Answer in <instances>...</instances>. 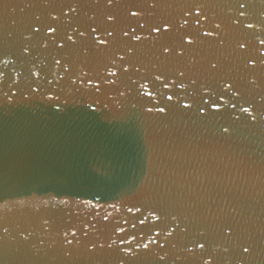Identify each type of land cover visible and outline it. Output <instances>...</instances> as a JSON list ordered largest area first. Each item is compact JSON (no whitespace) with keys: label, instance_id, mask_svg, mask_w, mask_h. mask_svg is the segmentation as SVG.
Returning <instances> with one entry per match:
<instances>
[{"label":"water","instance_id":"water-1","mask_svg":"<svg viewBox=\"0 0 264 264\" xmlns=\"http://www.w3.org/2000/svg\"><path fill=\"white\" fill-rule=\"evenodd\" d=\"M262 41L264 0H0V264H264Z\"/></svg>","mask_w":264,"mask_h":264},{"label":"snow or ice","instance_id":"snow-or-ice-1","mask_svg":"<svg viewBox=\"0 0 264 264\" xmlns=\"http://www.w3.org/2000/svg\"><path fill=\"white\" fill-rule=\"evenodd\" d=\"M110 2H111V0H109V3H110ZM241 7H243V5H241ZM136 14H137L136 12H131V15H132V16H135ZM53 19H55V17H53ZM108 19L111 20L112 17H109ZM184 23L186 24L187 21L185 20ZM197 23H199V21H197ZM248 26L251 27V25H248ZM168 28H169L168 24L165 23V24H164V31H168ZM36 30H38V29H36ZM55 31H56V29L53 28L51 25L48 26V32H49V33H54ZM90 31H91L92 33H96V32L98 31V29L95 28V27H91V28H90ZM153 31H155V32H159V31H160V27H159V26H155V27L153 28ZM203 34H204V35H210V33H208V32H205V33H203ZM80 35L83 36V35H85V33H84V32H81ZM122 35H123L124 37H127V36H128V32H127V31H124V32H122ZM105 36H106V37H112V36H113V33H112L111 31H106V32H105ZM67 39L71 41V40H72V36H71V35H68V36H67ZM137 39H139V38L137 37ZM95 42H96V44H98V45H104V46H107V45L109 44V41H108L106 38H100V37H97V38L95 39ZM185 42H186L187 44H191V43H193L194 41H193V39H191V38L189 37V38L186 39ZM73 43H75V41H73ZM262 43H264V41H262ZM58 46L63 47L62 44H61V45H58ZM240 46L243 47L244 45L241 44ZM168 51H169V49H168L167 47H165V48L163 49V52H164V53H167ZM182 51H183V49H181V53H182ZM178 54H180V53H178ZM121 59H123V58L121 57ZM56 63L59 64L60 61L57 60ZM212 67L214 68L215 65H212ZM126 70H127V69L125 68V71H126ZM109 74L115 76V73L110 72ZM181 75H183V73H181ZM155 79H157V80L161 79L160 75H157V76L155 77ZM163 86H164L165 88H167V87H168V84H167V83H164ZM146 87H147V86H146L145 84H142V85H141V88H144L145 90H146ZM226 87H227V85H226ZM147 94L150 95L151 93H147ZM167 100L171 101V100H172V96H171V95H168V96H167ZM189 106H190V105H189L188 103H184V104L182 105V107L185 108V109L188 108ZM159 111L164 112L165 109H164L163 107H161V108L159 109ZM245 111H247V109H245ZM200 246L202 247V245H200ZM244 251L246 252V251H248V249L245 248Z\"/></svg>","mask_w":264,"mask_h":264}]
</instances>
